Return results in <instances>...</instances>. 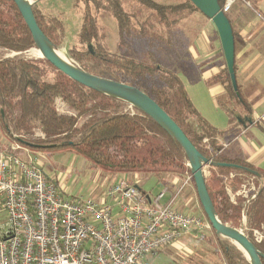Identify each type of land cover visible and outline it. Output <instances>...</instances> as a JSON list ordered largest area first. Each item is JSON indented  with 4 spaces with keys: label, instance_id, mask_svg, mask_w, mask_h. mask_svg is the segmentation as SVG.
<instances>
[{
    "label": "trees",
    "instance_id": "trees-1",
    "mask_svg": "<svg viewBox=\"0 0 264 264\" xmlns=\"http://www.w3.org/2000/svg\"><path fill=\"white\" fill-rule=\"evenodd\" d=\"M82 1L85 10L78 42L86 48H70V57L92 75L123 82L145 92L170 115L201 154L217 163L238 166L237 169L212 168L215 171H211V175L216 171L232 174L229 185L235 194L239 195L246 187L248 178L256 181V198L247 202L248 197L243 194L240 198L239 195L236 204L230 206L225 200L218 203L219 191L213 183L215 181L206 174L208 193L220 220L235 225L245 214L247 236L264 254V246L257 243L253 236V232L264 222V171L222 154L223 147L217 139L225 133L200 114L182 78L173 68L180 60L175 48L178 33L175 30L176 35L172 32L174 27L196 14L205 16L190 0L169 8L162 7L155 0H137L151 12L145 20L138 14L128 13L123 0L78 2ZM225 2L219 0L221 10ZM91 6L97 12L110 13L116 20L120 54L110 52L103 42L104 37L100 35L97 17L92 15ZM33 12L40 29L57 48L58 42L66 36L64 19L52 15L49 17L50 24L46 26L35 5ZM151 19L157 20L166 31H155ZM144 44L147 45L144 59H136L134 53ZM32 48H35L32 35L17 6L12 0H0V128L10 142L29 152L32 149L71 151L108 173L158 171L177 172L184 177L191 175L180 144L144 113L134 108L131 111L128 104L87 89L58 71L56 80L48 81L45 66L51 65L46 61L20 56L2 57L4 50L22 53ZM170 63H173L172 67ZM219 79L228 99L248 111L247 117L234 118L241 120L244 127L252 124L251 108L241 99L239 90H234L228 70ZM61 102L65 107L63 111L58 108ZM219 106L225 107V104L220 100ZM225 109L232 123L234 110ZM35 132H40L43 137L35 138ZM206 139L208 145L204 142ZM248 169L260 173L261 177L248 173ZM192 183L196 190L193 178ZM251 196L253 193L249 194ZM218 246L226 264H250L230 241L219 240Z\"/></svg>",
    "mask_w": 264,
    "mask_h": 264
},
{
    "label": "built area",
    "instance_id": "built-area-1",
    "mask_svg": "<svg viewBox=\"0 0 264 264\" xmlns=\"http://www.w3.org/2000/svg\"><path fill=\"white\" fill-rule=\"evenodd\" d=\"M236 1L226 0L222 11L228 14ZM221 174L225 185L233 177ZM191 180L187 174L179 193ZM166 195L151 203L138 187L121 181L108 189V203L69 198L36 158L2 154L0 264H150L148 256L212 228L207 219L175 209V197L164 202Z\"/></svg>",
    "mask_w": 264,
    "mask_h": 264
},
{
    "label": "rangeland",
    "instance_id": "rangeland-1",
    "mask_svg": "<svg viewBox=\"0 0 264 264\" xmlns=\"http://www.w3.org/2000/svg\"><path fill=\"white\" fill-rule=\"evenodd\" d=\"M78 1L79 0H32V4L36 6L40 19L45 23L46 26L50 24L49 17H51L52 15L64 19L67 28L66 36L62 41L58 42L56 49L65 51L67 57L76 65H78L76 61H74L69 55V49L72 47H75L79 50H83L86 48V46L80 45L78 42V34L80 33L83 25V13L85 10L83 1ZM155 1L162 7L169 8L171 6L183 3L184 0ZM123 2L124 7L128 11V13L138 14V17H141L143 20H145L151 14V12L142 7L137 0H123ZM91 11L92 15L97 17L100 35L102 38L104 37L103 42L105 43L107 48L112 53L120 54V50L118 48V24L116 20L110 13L105 11L97 12L92 6ZM196 15L195 17H203L199 14ZM195 17L188 20H183L176 27H174L172 31L174 33L175 30L176 33H178L176 36L177 43L175 45V48L180 57V60L177 61L178 63L174 64L173 68L176 71L178 70L177 73L182 78L186 87L189 89L190 93L195 99L196 106L201 111L203 110L204 112H206V114H209V112H211L212 106H210V104L198 101V99L195 98L196 95L194 94V91L201 90L202 86H197L196 82L192 83V79H189V77L186 76V71H189V73L195 77V79L193 80L195 81L197 78H201L203 74V69H201L202 67H200L199 65L193 66L194 63L189 58V49L192 43H194L196 37L199 35L201 27V20ZM151 23L155 26L154 29L155 31H158V33H164L166 31L164 27L158 24L157 20L151 19ZM143 46L144 47L139 48V51L134 53V57L136 59H144L143 54H146L147 45L144 44ZM34 51L40 50L32 48L27 52L22 53L4 50L2 51V57L4 58L20 56L28 60L45 61L44 59H42V57H35L33 55ZM178 55L176 57L174 56L175 59L178 57ZM212 59H210V61ZM172 65L173 63H170L171 67ZM45 71L46 79L48 81L53 82L56 80V69H54L52 66H45ZM181 71L185 73L183 74L181 73ZM221 102L223 105L225 104V107L227 108L239 109V106L237 104H233V102L228 99V95H225ZM62 104V102L58 103V108L60 111H63L65 109ZM225 107H219L220 109H218L215 113L216 119L214 120L218 125L221 126H226L229 119ZM235 111L237 112V110ZM244 114L245 111H243V115ZM257 129L261 130L262 133ZM38 133L40 132H35V135H37ZM236 135L237 132H234L230 137L226 138V141L229 143V148L225 152V154L234 159L254 162L255 156L257 155L258 151H260V149L263 150L264 147V126H261V129L259 126L255 127L253 130H249L247 134L241 135L240 137H238V139L235 140L234 137ZM38 137H40V135L35 136V138ZM8 144L15 145L18 148H22L16 149V151H10L14 152L17 156H21L24 153L23 147L12 142H8ZM205 144L208 145V142H205ZM30 155L37 159V164L41 171L47 178L57 183L60 192L65 197L84 199L91 198L98 203L104 201V197L109 187L118 179H128V182H133L134 184L138 185L144 192L149 194V196L153 197H156L161 192V185H167L166 187H168V184L171 181L170 179L172 177H175L178 180H184V176L180 175L177 172L160 173L158 171H153L149 173H108L106 171H103L101 168L96 167L87 159L78 156L76 153L71 151L49 152L32 149L30 150ZM186 167L190 170L188 162L186 164ZM211 171L215 170H213L212 168L207 169V177L211 178L212 176V179L215 181L213 183L217 188V192L219 191V194H217L218 203H221L220 200H225L227 203H229L230 206H234L239 195L241 198V196L244 194V196L248 197L249 201L258 192L256 181L248 178L247 181L249 182L246 183V187H244L240 194L237 195L233 191H231L229 185V181H231L230 179H233V177H228V179H226L225 185L222 183L224 179L220 176L222 175L221 172L216 171L213 175H211ZM129 179H131V181H129ZM250 193H253V196L249 197ZM196 205L197 204L195 203L194 207H196ZM199 210L200 214H196V211H192V209H185L184 213L188 215L196 214L201 218L206 217L202 206ZM244 216L245 214L235 225H233L232 223L229 224L239 228L243 227L244 232L247 234L248 229L246 226V221L244 224L242 223ZM253 236L255 240L256 238H261L262 241H264V222H261L260 228L253 232ZM219 240L225 241L224 239H219L217 237L213 228L205 232H196L191 236L185 237V239L182 240L180 244H175L177 245V249H166L156 256H148L147 260L150 264H226L222 256V252L218 246ZM262 245L264 246V243Z\"/></svg>",
    "mask_w": 264,
    "mask_h": 264
},
{
    "label": "crops",
    "instance_id": "crops-1",
    "mask_svg": "<svg viewBox=\"0 0 264 264\" xmlns=\"http://www.w3.org/2000/svg\"><path fill=\"white\" fill-rule=\"evenodd\" d=\"M249 3L251 6H249ZM264 0H237L233 5L231 11L228 13V18L231 22L233 28V34L235 39V75L238 90L240 97L245 101L252 111V118L254 122L249 124L247 127H244L241 120H236L234 117H247L248 111L238 107L239 109H233V122L231 123L230 118L227 121L226 126L218 125L214 119H216L215 113L219 107V101L223 99L226 94L225 87L219 77L224 75L227 69V63L225 60L221 40L216 30L215 26L211 20L206 17H195L201 20V27L199 35L192 43L189 49V58L194 63L193 66L199 65L203 69V74L201 78H197L186 71V76L191 78L192 83H197L201 85V90H195V98L202 103H207L212 106L211 112L206 114L203 110L201 111L195 104V99L190 93L189 89L187 91L189 96L194 103L196 109L200 114L214 127L223 131L225 134L218 138V143L223 147L222 154L234 161H245L241 159H234L225 154L229 148V143L226 141L227 137H230L232 133L237 132L238 139L241 135H245L249 130H253L255 127L264 126ZM213 58V59H212ZM210 59L212 60L210 61ZM210 61V62H209ZM179 69V68H178ZM178 71V70H177ZM181 73H185L182 72ZM184 82V81H183ZM208 83V84H207ZM185 84V83H184ZM186 86V85H185ZM237 110V112L235 111ZM243 111L245 114L243 115ZM228 114V113H227ZM229 116V114H228ZM258 130V129H257ZM262 133L261 130H258ZM9 139L5 136L2 129L0 128V156L2 154L9 153L14 148H18L15 145L8 144ZM264 146V145H263ZM24 153L21 157H30V152L26 149H23ZM252 164L257 169L264 171V147L263 150L260 149L257 155L255 156L254 162L245 161ZM171 181L168 184V187L161 185V192L166 191L167 195L164 199V202L175 197L174 207L178 211L184 212L185 209H192L196 211V214H200L201 205L197 195V191L194 188V185L191 182L186 185L183 190L179 193L180 188L184 184V180H178L175 177L170 179ZM121 181H127L128 179H118L114 182L119 183ZM131 181V179H129ZM136 187H138L143 193L148 197L149 202H153L156 197L149 196L144 192L138 185L133 182H128ZM113 185V184H112ZM111 185V186H112ZM110 186V187H111ZM109 187V188H110ZM104 200L108 203V199L105 195ZM195 203L197 204L196 207ZM193 214V215H196ZM198 216V215H196ZM184 236L179 241L173 243L169 247L165 248L161 252L169 248H176L182 240L187 236ZM175 246V247H174ZM159 252V253H161ZM157 253V254H159ZM156 254V255H157ZM152 255V256H156Z\"/></svg>",
    "mask_w": 264,
    "mask_h": 264
},
{
    "label": "water",
    "instance_id": "water-1",
    "mask_svg": "<svg viewBox=\"0 0 264 264\" xmlns=\"http://www.w3.org/2000/svg\"><path fill=\"white\" fill-rule=\"evenodd\" d=\"M12 1L17 6L32 35L35 48L41 51L42 58L48 64L83 87L120 100L144 113L180 144L186 154L200 204L216 235L236 246L245 255L250 264H263L264 254L249 239L243 227H235L220 220L206 186L207 168L237 169L239 167L232 164L214 162L201 154L170 115L145 92L123 82L92 75L81 69L74 62L67 63L63 61L57 56L54 45L40 29L33 12V4L25 0ZM190 1L207 19L211 20L218 31L230 79L234 90L237 91L235 39L228 16L221 10L219 0ZM247 171L255 177H261L260 173L256 171L249 169ZM257 195L258 193L248 202L256 198ZM245 221L246 217L244 216L242 223L244 224Z\"/></svg>",
    "mask_w": 264,
    "mask_h": 264
},
{
    "label": "bare ground",
    "instance_id": "bare-ground-1",
    "mask_svg": "<svg viewBox=\"0 0 264 264\" xmlns=\"http://www.w3.org/2000/svg\"><path fill=\"white\" fill-rule=\"evenodd\" d=\"M25 1H27V2H29V3H32V0H25ZM55 51H56L57 56H58L59 58H61L63 61H65V62H67V63H72V61L67 57L65 51H63V50H57V49H56ZM33 55H34L35 57H42V53H41V51H34V52H33ZM42 59H43V58H42Z\"/></svg>",
    "mask_w": 264,
    "mask_h": 264
}]
</instances>
